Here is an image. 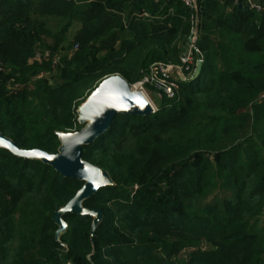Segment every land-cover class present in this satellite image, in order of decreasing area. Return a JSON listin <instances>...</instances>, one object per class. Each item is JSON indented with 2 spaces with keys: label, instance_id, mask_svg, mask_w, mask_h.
<instances>
[{
  "label": "trees",
  "instance_id": "trees-1",
  "mask_svg": "<svg viewBox=\"0 0 264 264\" xmlns=\"http://www.w3.org/2000/svg\"><path fill=\"white\" fill-rule=\"evenodd\" d=\"M244 3L200 0L199 76L82 148L113 182L81 204L93 240L70 213L55 238L83 182L0 148V264H264V9ZM192 26L179 0H0V135L56 154L103 80L179 65Z\"/></svg>",
  "mask_w": 264,
  "mask_h": 264
},
{
  "label": "water",
  "instance_id": "water-1",
  "mask_svg": "<svg viewBox=\"0 0 264 264\" xmlns=\"http://www.w3.org/2000/svg\"><path fill=\"white\" fill-rule=\"evenodd\" d=\"M241 7L240 5L239 8ZM191 38L190 35L187 44L191 43ZM201 67L202 62H197L192 80L199 76ZM154 112V107L140 92L131 90L130 85L120 76H112L103 80L79 106L77 121L83 127L72 133H57L60 146L56 154H48L38 149H18L11 140L0 135V148L8 150L14 156L38 160L53 168L64 178L83 182L82 187L65 206L54 213L53 221L58 225V230L55 232L56 239L66 229V223L61 217L70 213L93 218L91 224L93 240L96 226L102 219V213L100 210L85 209L81 204L98 190L113 185L106 171L82 160V148L92 144L107 132L116 116L142 117Z\"/></svg>",
  "mask_w": 264,
  "mask_h": 264
},
{
  "label": "built area",
  "instance_id": "built-area-1",
  "mask_svg": "<svg viewBox=\"0 0 264 264\" xmlns=\"http://www.w3.org/2000/svg\"><path fill=\"white\" fill-rule=\"evenodd\" d=\"M184 7L190 10L192 13V23L191 28V43L188 44L187 49L180 58L179 65L172 64H161L156 63L149 68L148 73L139 81L130 85L131 90L140 92L147 100L146 85L154 86L158 92L162 94L166 99L171 100L176 95V83L180 81L191 80L194 74L195 66L197 62H202V57L197 49L195 43L197 40V25H198V15L200 10V0H179ZM245 6L249 10L255 12H262L264 9L262 2H256L255 0H245ZM77 46H75V49ZM195 54L199 56L195 60ZM48 53H36L33 60L40 62L42 59L47 58ZM58 59H53V66L56 65ZM39 78L42 75L38 76ZM182 78V80H181ZM259 100H264V93L260 94ZM154 111L156 109L154 108Z\"/></svg>",
  "mask_w": 264,
  "mask_h": 264
},
{
  "label": "rangeland",
  "instance_id": "rangeland-1",
  "mask_svg": "<svg viewBox=\"0 0 264 264\" xmlns=\"http://www.w3.org/2000/svg\"><path fill=\"white\" fill-rule=\"evenodd\" d=\"M179 83H176V88H179ZM146 88V87H145ZM147 91V98L151 105L156 109V103H158L162 99V94L160 92H154L151 89L146 88ZM188 250L182 252L179 258H185L188 254Z\"/></svg>",
  "mask_w": 264,
  "mask_h": 264
},
{
  "label": "crops",
  "instance_id": "crops-1",
  "mask_svg": "<svg viewBox=\"0 0 264 264\" xmlns=\"http://www.w3.org/2000/svg\"><path fill=\"white\" fill-rule=\"evenodd\" d=\"M220 2V4H223L226 0H218ZM256 2H262L263 3V0H255ZM245 5V3H244ZM229 9V8H228Z\"/></svg>",
  "mask_w": 264,
  "mask_h": 264
},
{
  "label": "bare ground",
  "instance_id": "bare-ground-1",
  "mask_svg": "<svg viewBox=\"0 0 264 264\" xmlns=\"http://www.w3.org/2000/svg\"><path fill=\"white\" fill-rule=\"evenodd\" d=\"M134 91V90H133ZM148 101V100H147ZM149 102V101H148ZM150 103V102H149ZM151 104V103H150Z\"/></svg>",
  "mask_w": 264,
  "mask_h": 264
}]
</instances>
